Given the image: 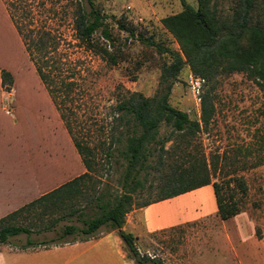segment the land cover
<instances>
[{
  "label": "rangeland",
  "instance_id": "rangeland-1",
  "mask_svg": "<svg viewBox=\"0 0 264 264\" xmlns=\"http://www.w3.org/2000/svg\"><path fill=\"white\" fill-rule=\"evenodd\" d=\"M91 2L108 23L116 39L114 47L101 37L99 30L93 34L90 45L79 38L76 22L81 13L91 11L89 0H0V112L15 123L12 102L17 96L29 95L25 87L32 63L22 55L21 46L25 45L43 77L55 113L67 128L49 126L41 130L37 125L27 124L15 136L17 140L0 139V173L30 179L39 175L40 181L58 177L61 169L79 160L73 141L79 143L90 161L88 176L82 181L85 195L76 200L78 207L84 206L85 214L76 213L71 219L60 221L55 233H33L32 238L57 237L69 223L81 228L82 219L97 214L91 206L94 205V199L90 202L92 196L100 190L119 189L117 181L124 162L118 150L123 147L127 134L123 126L118 128L114 119L116 107L132 92L151 97L159 88L160 64L165 59L139 41L127 38L116 22L133 25L144 35L178 48L160 20L179 12L180 0ZM185 2L197 7V0ZM215 2L221 11L227 12L237 0ZM102 49L115 55L116 64L108 60ZM2 68L16 75L18 86L1 82ZM190 74L184 66L174 82L169 102L187 112L190 119L200 121V102L190 88ZM206 91L214 107L209 123L201 126L189 144H181L183 152L176 149L174 155L204 158L212 170L211 181H216L225 195L234 197L239 213L226 220L221 219L217 210L209 213L211 205L204 191L175 197L144 211L142 207H134L138 209L134 215L132 208L125 215L126 231L136 236L138 252L147 257L148 264H264L262 91L240 72L218 76L211 82L203 81L201 94ZM165 133L163 129L162 134ZM169 147L171 142L165 144L171 153ZM149 171L143 188L135 195L137 203L159 196V174ZM239 180L246 187L245 193L239 188ZM60 214L47 212L43 219L48 221ZM151 228L155 230H147ZM33 230L37 233V228ZM106 232L117 234L116 230L101 226L94 235ZM24 238L23 234L15 236L11 244L18 247ZM105 242L115 251L113 236ZM122 249L126 255L123 243ZM125 263L135 264L127 255Z\"/></svg>",
  "mask_w": 264,
  "mask_h": 264
},
{
  "label": "trees",
  "instance_id": "trees-1",
  "mask_svg": "<svg viewBox=\"0 0 264 264\" xmlns=\"http://www.w3.org/2000/svg\"><path fill=\"white\" fill-rule=\"evenodd\" d=\"M89 1L91 11L88 14L81 13L76 22L79 38L90 45L93 34L99 30L101 37L114 47L116 39L108 23L105 22L100 10L93 6L91 0ZM180 1L182 9L179 12L160 20L163 29L177 43V49L155 40L152 36L144 35L133 25L116 22L117 28L124 31L127 38L139 41L165 59L160 64L159 88L151 97L132 92L117 105V115L114 119L118 128L123 126L127 134L123 147L118 150L124 162L123 171L117 181L119 189L100 190L96 196H92L90 202L94 199L97 214L82 219L81 228L68 225L62 232V235L80 233L89 237L101 226L117 230L127 257L135 264L148 263L147 257L140 256L138 252L136 236L122 229L125 215L134 207H144L212 184L217 212L221 219L226 220L239 213V206L234 197L231 194L225 195L218 183L211 181L212 170L204 158L196 159L190 155L186 159L179 153L178 156L174 155L176 149L183 152L185 149L181 144H189L201 126L209 123L214 109L209 91L201 94L200 121L190 119L187 112L170 104V93L182 68L187 66L192 75L206 82H211L221 75L244 73L256 83L264 97V0H237L234 7L227 12L221 11L215 0H197V7H193L185 0ZM5 21L12 29L9 20ZM15 31L19 35L16 28ZM21 52L32 63L29 65L30 79L26 87L24 86L29 95L23 98L17 96L12 102L15 123H11L9 116L0 112V124L3 126L0 130V139L4 142L14 140L16 135L21 134L20 129L23 125L27 124L37 125L41 130H46L49 126L67 130L60 115L54 111V102L25 45L24 48L21 46ZM102 52L112 64H116L114 54L107 49H102ZM2 80L15 86L19 84L16 75L5 68L1 69V82ZM9 124L13 126L6 127ZM163 129L166 131L165 134H162ZM176 141L178 142L175 143ZM168 142H171L169 147L171 153L165 148ZM73 145L79 156L78 162L70 164L67 169H61L58 173L59 178L54 182L61 185L34 202L49 200L51 205H54L55 198L57 200L60 193L64 204V200L70 199L75 193L79 196L85 195L82 181L88 176L90 161L84 156L79 143L73 141ZM149 170L159 174V196L151 201L137 203L135 195L147 181ZM2 174L6 177L2 179L12 183V188L15 189L20 186L24 189L28 184L36 182L37 193H40L53 186V182L40 181L39 175L30 179L5 173H0V177H3ZM238 184L245 193L243 181L239 180ZM72 213L73 211L68 214ZM1 222L0 244L6 243L9 237L29 233L27 228L7 222L5 224L3 219ZM45 244L47 243L41 245Z\"/></svg>",
  "mask_w": 264,
  "mask_h": 264
},
{
  "label": "crops",
  "instance_id": "crops-1",
  "mask_svg": "<svg viewBox=\"0 0 264 264\" xmlns=\"http://www.w3.org/2000/svg\"><path fill=\"white\" fill-rule=\"evenodd\" d=\"M2 176L0 177V220L3 219L5 224L7 222L15 226L27 228L29 233L15 235H25V238L21 241V245L18 247L11 244V240L15 236L9 237L6 243L0 244V264H119V259L122 260V264H126V255L122 249V241L117 234L110 232L89 237L73 233L68 235L60 234L57 237L35 236L37 238H32L33 233L37 235L41 233H55L60 221L71 219L76 213L85 214L84 206L78 207L76 205V200L79 195L75 193L70 199L64 200V204L62 203L60 193L57 195V200L55 198L54 205H51L49 200L34 202L40 196L49 193L61 185V183H54L59 176L50 178V183L53 182V187L40 193H37L36 182L28 184V187L24 189L21 186L15 189L12 188V183L2 179L6 178L3 174ZM47 181L46 183H48ZM203 191L206 192L205 194L211 205L209 213L217 210L212 184L202 186L175 197H182L187 194H196L197 192ZM175 197L151 203L142 207L141 211H144L148 207L166 203ZM91 206L96 211L95 205ZM137 210L133 208L131 214L134 215ZM71 211L73 213L68 214ZM47 212H58L61 214L54 219L44 221L43 218ZM18 216H21V219ZM68 225H73L78 228L76 225L70 223L65 225V227ZM34 228H37V233L33 230ZM122 229L126 230V220ZM147 230L152 231L155 229L151 228ZM109 236H113L115 251H111L110 246L105 242ZM42 243L47 244L41 245Z\"/></svg>",
  "mask_w": 264,
  "mask_h": 264
},
{
  "label": "built area",
  "instance_id": "built-area-1",
  "mask_svg": "<svg viewBox=\"0 0 264 264\" xmlns=\"http://www.w3.org/2000/svg\"><path fill=\"white\" fill-rule=\"evenodd\" d=\"M204 80L192 74L189 75V84L194 98L200 102L201 100V85Z\"/></svg>",
  "mask_w": 264,
  "mask_h": 264
}]
</instances>
